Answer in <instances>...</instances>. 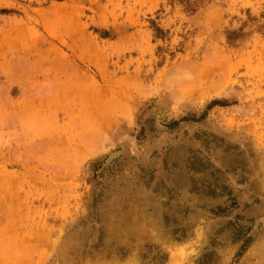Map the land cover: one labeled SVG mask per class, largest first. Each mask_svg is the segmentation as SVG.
I'll return each instance as SVG.
<instances>
[{"label": "rangeland", "instance_id": "rangeland-1", "mask_svg": "<svg viewBox=\"0 0 264 264\" xmlns=\"http://www.w3.org/2000/svg\"><path fill=\"white\" fill-rule=\"evenodd\" d=\"M0 264H264V0H0Z\"/></svg>", "mask_w": 264, "mask_h": 264}, {"label": "trees", "instance_id": "trees-1", "mask_svg": "<svg viewBox=\"0 0 264 264\" xmlns=\"http://www.w3.org/2000/svg\"><path fill=\"white\" fill-rule=\"evenodd\" d=\"M181 2L185 5L186 8L193 9V7L200 2V0H181ZM232 32L233 31H231V30L227 31V33H232ZM231 38L232 37H230V35H229V40H230L229 42H233V39H231Z\"/></svg>", "mask_w": 264, "mask_h": 264}]
</instances>
